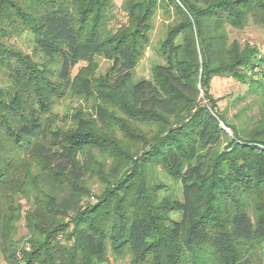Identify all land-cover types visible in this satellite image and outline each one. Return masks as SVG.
I'll return each mask as SVG.
<instances>
[{
    "label": "trees",
    "instance_id": "trees-1",
    "mask_svg": "<svg viewBox=\"0 0 264 264\" xmlns=\"http://www.w3.org/2000/svg\"><path fill=\"white\" fill-rule=\"evenodd\" d=\"M115 7L0 0L1 259L110 264L109 251L127 264H264V57L227 32L249 21L264 30V0ZM158 11L174 17L157 50L163 63L132 81ZM23 37L43 62L16 44ZM95 56L110 62L104 77H72ZM214 77L257 97L251 123L219 110ZM67 95L93 100V113L77 110L61 127L53 108Z\"/></svg>",
    "mask_w": 264,
    "mask_h": 264
},
{
    "label": "rangeland",
    "instance_id": "rangeland-1",
    "mask_svg": "<svg viewBox=\"0 0 264 264\" xmlns=\"http://www.w3.org/2000/svg\"><path fill=\"white\" fill-rule=\"evenodd\" d=\"M123 0H115V11H118L119 5ZM173 15L165 14L161 11H158L154 20H153V30L151 32V42L148 47L145 49L143 56L140 58L138 64L132 72V81H137L141 78H150L151 70L156 64L163 63V59L158 54L157 50L160 44V41L163 39L167 25L173 21ZM229 40H237L240 43L249 42L254 44L262 57H264V30L249 21L246 26L241 29H227ZM16 44L26 53L31 54L33 58L39 62H43L45 58L38 52H35L33 49V44L26 37L15 40ZM110 62L101 56H95L90 61H81L75 65L72 69V77L77 73H85L92 77L93 79H101L106 74ZM0 88H4V81L0 80ZM210 93L212 97L217 102V106L220 111H224L225 115L229 120H233L237 123H251V120L258 113V103L257 97L251 95L247 86L231 77H214L210 83ZM93 100L78 97L74 95H67L61 99L58 103L54 105L53 112L57 114L58 120L57 124L61 127L69 126L71 121H69L71 115L77 110L86 112L87 114L93 113ZM227 129V128H226ZM147 130V129H145ZM229 134L231 131L228 129ZM118 134V133H117ZM97 159L101 160L99 154H97ZM105 167H108L111 164V159L104 157ZM155 177L171 187H179V183L174 179L166 176L163 171L159 168L154 169ZM89 186L92 189V192L98 193L101 190V185L96 179L88 181ZM179 194V188L177 190ZM94 198L91 196L88 201H93ZM24 208H27L28 205L24 203ZM22 222H19L18 232L15 238H20L25 230L22 227ZM108 258L110 264H127L129 257L124 256L123 258H117L111 256L108 251ZM0 264H5V262L0 257Z\"/></svg>",
    "mask_w": 264,
    "mask_h": 264
},
{
    "label": "water",
    "instance_id": "water-1",
    "mask_svg": "<svg viewBox=\"0 0 264 264\" xmlns=\"http://www.w3.org/2000/svg\"><path fill=\"white\" fill-rule=\"evenodd\" d=\"M226 131H228V129H226L224 126H222Z\"/></svg>",
    "mask_w": 264,
    "mask_h": 264
}]
</instances>
